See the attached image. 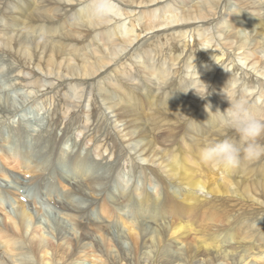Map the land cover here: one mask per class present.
<instances>
[{
    "label": "bare ground",
    "instance_id": "bare-ground-1",
    "mask_svg": "<svg viewBox=\"0 0 264 264\" xmlns=\"http://www.w3.org/2000/svg\"><path fill=\"white\" fill-rule=\"evenodd\" d=\"M88 3L0 0L3 77L16 72L18 85L35 93L47 87L44 77L50 78L46 90H61L67 98L59 104L56 93L47 99L60 112L52 122L56 133L49 128L34 137L27 126L26 131L13 124L0 128V160L35 174L32 180L18 177L11 186L0 165V264H264V158L226 170L204 163L200 155L209 143L239 140L219 124L217 111L224 113L230 102L242 99L264 117V81L254 76L264 78V0H114L116 9L104 21L86 12ZM160 28L167 30L154 32ZM190 39L193 47L187 50ZM196 45L203 48L200 61ZM235 60L246 65L247 76L239 75L245 71L239 65L231 73ZM191 62L204 76L197 83L188 78ZM8 82L0 84V126L19 110L7 85L17 87ZM247 88L258 91L249 99ZM75 97L80 101L72 110ZM69 111L71 122L64 123ZM84 118L102 134L80 139L93 142L95 160L86 145L79 150L67 145L72 122ZM124 152L134 161L128 170L121 167ZM49 168L60 177L57 184L46 177L39 185L46 207L37 209L41 199H32L34 206L21 202L36 195ZM133 171L146 178L138 181ZM89 193L104 200L109 195L111 202L102 208L103 202L88 200ZM28 206L43 213L36 216ZM56 206L61 212L52 225L44 212L57 211ZM42 225L58 242L53 247ZM126 230L140 236L137 254L125 246Z\"/></svg>",
    "mask_w": 264,
    "mask_h": 264
},
{
    "label": "rangeland",
    "instance_id": "rangeland-1",
    "mask_svg": "<svg viewBox=\"0 0 264 264\" xmlns=\"http://www.w3.org/2000/svg\"><path fill=\"white\" fill-rule=\"evenodd\" d=\"M18 1V0H17ZM170 2V1H169ZM14 6V4L11 6V8H12V13H16V15H18V11H19V9L17 8V7H13ZM235 6H237V5H235ZM155 7V6H154ZM17 8V9H16ZM242 10V9H241ZM10 12V11H9ZM247 13H250L249 11H247ZM250 14H252V13H250ZM168 15H169V13H168ZM168 15H167V17H168ZM45 16H47V15H45ZM14 17V16H13ZM123 18H124V16H122ZM127 21H130L129 19L127 20ZM1 27H2V25H0ZM4 26H7V24H5V25H3V27ZM211 26V24H209L208 26H204V28L205 29H207V28H209ZM164 30H167V28H160V31L157 29L156 31H154L155 33H160V32H162V31H164ZM251 31V29H249V32ZM152 33V32H151ZM150 33V34H151ZM197 36V34L195 35V37ZM163 39V38H162ZM161 39V40H162ZM197 39H198V37H197ZM192 41L193 40H191L190 39V47H188L187 48V50L188 49H191L192 47H193V43H192ZM182 42H184V40L182 39ZM180 43L181 45L183 44L184 45V43ZM203 45H205V46H208L205 42H203L202 43ZM194 49H195V57H197L198 58V61H200V56H199V54L200 53H203L202 52V47L201 46H199V45H196L195 47H194ZM192 50V49H191ZM205 51V50H204ZM185 54L186 53H184V55H182L181 57H183V56H185ZM197 55V56H196ZM262 56H259V58H261ZM183 59V58H182ZM236 59V58H235ZM264 59V58H263ZM5 59L1 56V54H0V62H2V61H4ZM6 60H8L7 61V63H10V62H13L10 58H7ZM237 60V59H236ZM235 60V61H236ZM258 60L255 58V60H254V62H257ZM14 63V62H13ZM13 65H15V64H13ZM191 65H192V62H191V64L189 65V67H190V69H189V71H191V72H189V74H188V78H192L193 80H195V82L197 83L199 80H202L203 79V75H199V74H196L195 72H194V69H196V67L195 66H193V67H191ZM232 66H229L231 69H230V71L232 70V68L233 67H235V66H238V67H241V68H243L245 71H243V70H241L240 69V71H239V75H240V73L242 74V76L243 75H245V76H247L246 74H245V72H246V70L248 71V69H246V65L244 66V64L243 63H241V61H236V64H231ZM258 65V64H257ZM180 66V65H179ZM244 66V67H243ZM10 67V66H9ZM11 68V67H10ZM178 68V66L176 65L175 67H174V69H177ZM218 69V68H217ZM10 72L9 73H11L10 75H11V78L8 76V77H6V76H4L3 77V74L0 72V79H2L1 80V82H0V84L1 85H3L5 82H7V81H9L8 83H10V82H14L15 83V85L13 84V86H16L17 88H14V87H12V84L10 83V85H7V86H9V87H7L8 88V90L11 92L10 93V100H11V102H13V103H15L16 105L18 104V108H19V110L18 111H14L13 112V116L11 115V116H8V121H5L1 126H0V128H6V127H9V126H11V124H13V128H14V125H15V127L16 128H20L22 131H26V126H27V128H28V131L30 132V134L31 135H33L34 137L36 136V134H39L40 132H46V131H48L47 129H49V130H52V132H54V133H56L59 129H55V126L52 128V126H53V123L52 122H54V121H57V120H59V113H55L54 111H56V108H55V106L53 105V104H51L50 102L48 103V97H51V96H53V95H55V93H56V104H59V100L61 99V97H64V99L66 100L67 98H66V96L63 94V92H61V90H55L54 88L53 89H49V90H46L47 89V87H51V83H53V82H51V79L50 78H45L44 76H42V77H44V79H45V82H44V84H45V86H47V87H42L41 89H40V91H38L37 90V93H35L36 92V90L34 91H32L31 92V90H32V87L30 86H28V87H26V88H22L21 87V85L19 86L18 85V83H20L21 82V80H17V76H18V74H17V76H15V74H16V72H14V74L12 75V72H11V70H9ZM193 71V72H192ZM8 72V71H7ZM231 73H233V70L231 71ZM30 73H23L22 74V78H25V77H27V78H30V75H29ZM234 74V73H233ZM42 75V74H41ZM254 76L255 77H257V78H259L260 80H262V81H264V78L262 77V78H260L259 76H257L256 74H254ZM20 77V78H21ZM240 77V76H239ZM210 78H211V80L214 78V75L213 76H210ZM48 80V81H47ZM20 81V82H19ZM261 82H259V87H261ZM198 85V84H197ZM58 87V86H57ZM12 88V89H11ZM11 89V90H10ZM31 89V90H30ZM194 90H196L195 88H194ZM52 91V92H51ZM247 94H248V96H250L249 97V99L250 98H252V95L254 96L255 94H253L254 92H256L257 93V91H258V89L257 90H252V89H249V88H247ZM26 92V93H25ZM28 92H29V94H28ZM42 92H44V94L42 93ZM47 92H48V94H47ZM25 94V95H24ZM26 94H28V95H26ZM252 94V95H251ZM22 95V96H21ZM24 95V96H23ZM15 96V97H14ZM36 97V98H35ZM43 98V99H42ZM27 99V100H26ZM36 100V102L37 103H39L38 104V108H37V103L35 102V100ZM57 99H58V101H57ZM75 99V100H74ZM72 101V104H70L69 103V108L71 107V109L73 110V107H74V104H75V102H79L80 100H79V98H74ZM30 100V101H29ZM34 100V101H33ZM79 100V101H78ZM32 101V102H31ZM46 101V102H45ZM20 102H22V103H20ZM24 102V103H23ZM71 102V101H70ZM99 102H100V105L102 104L101 103V99L99 100ZM42 103V104H41ZM49 104V105H47V107H45L44 108V105H46V104ZM74 103V104H73ZM87 103H89V102H87ZM30 104H32V105H30ZM61 104V103H60ZM51 105H53V107H51ZM50 106V107H49ZM57 106V105H56ZM64 106H65V104H64ZM22 107H24V108H22ZM60 107H62V105H60ZM65 107H68V104L65 106ZM65 107H62V108H64V109H67V108H65ZM17 108V109H18ZM36 109L37 110V112H35V111H32L33 109ZM39 108H41V109H39ZM47 108H49V109H47ZM103 108H105V107H103ZM16 109V110H17ZM21 109H23V110H21ZM44 110V111H43ZM74 110H76V112L77 111H79L80 113H82V110L79 108H74ZM81 110V111H80ZM106 110V109H105ZM50 111V112H49ZM29 112H32L31 114H27V113H29ZM43 115V116H41V114ZM70 112L71 111H69L68 112V114L66 115V120H64V123H66V122H68V123H70L69 122V118L67 117V116H69V114H70ZM108 113L107 114H110V112L109 111H107ZM49 114V115H48ZM52 114V115H51ZM55 116H54V115ZM40 115V116H39ZM54 116V117H53ZM82 117H84L83 116V114L81 115ZM39 117H41V118H39ZM53 117V118H52ZM29 118V119H28ZM37 118H39V119H37ZM41 119V120H40ZM45 119V120H44ZM50 119V120H49ZM53 119V120H52ZM68 119V120H67ZM96 119V118H95ZM80 120V122L78 123L77 121H74V122H72V123H74V124H71V128L68 130V132L69 131H72L73 133H71L70 134V138H71V140H72V142H68L67 143V145H69L70 147H72V146H75V149H77V150H79V149H82V147H84L85 145V149H84V151H86V152H91L92 153V155H89V157L90 158H92V160H93V158H94V160L96 159V154L94 153V151H93V146L92 145H94L93 144V142H88V143H90V144H85V143H83L81 140H82V137L83 136H86L87 137V135L88 136H93L94 134V136L98 139L102 134H100L99 132H96V129L97 130H99L100 129V127H99V125L97 126V128H95V125H96V123L94 124V125H92V121H88V125L86 124V119L84 118V120L83 119H79ZM4 121V120H3ZM99 122V121H98ZM104 121H102V123H103ZM78 123V124H77ZM101 123V124H102ZM5 124H9V126H4ZM77 125V126H76ZM78 125H79V127H78ZM111 125V124H110ZM76 126V127H75ZM65 127V124L60 128L61 129V131H62V129ZM75 127V128H74ZM84 127H86V128H84ZM94 129H93V128ZM78 129V132L80 133H78V132H74L75 131V129ZM85 129V130H84ZM2 130V129H1ZM83 131H88V132H82ZM92 131V132H91ZM85 133V134H84ZM91 133V134H90ZM61 134L59 133V136H60ZM98 135V136H97ZM9 136H11V135H9ZM84 138V137H83ZM81 139V140H80ZM114 139V138H113ZM112 139V140H113ZM115 140V139H114ZM20 145V143H18V146ZM48 145V144H47ZM47 145H46V147H47ZM92 146V147H91ZM45 147V148H46ZM44 148V149H45ZM43 149V150H44ZM77 150L76 151H74L73 152V154H72V157L73 156H75V157H77L76 156V154L75 153H77ZM69 151H71V150H69ZM81 151V150H80ZM135 153V152H134ZM50 154V153H49ZM126 154V152H124L121 156L123 157V159L121 160V167L123 166V167H125V169L126 170H128V166L129 167H131L132 168V166H134V161H133V159H127L128 160V162H127V160H126V156L127 155H125ZM132 155V154H131ZM131 155H129V156H131ZM105 157H107L108 159L110 158V157H108V153H106L105 154ZM132 158H134L135 159V161L137 162V163H139V164H144V165H147V163L146 162H144V161H140V160H138V159H136L135 157H136V155L134 154V155H132L131 156ZM97 161H99V160H101V158L100 157H97ZM104 161V160H103ZM109 161L110 162H112V164L114 163V158L113 157H111L110 159H109ZM104 163H106V161H104ZM133 164V165H132ZM0 165L2 166V167H5L6 169H4L5 171H8L7 172V174H6V177H8L9 179H7L6 181H7V183L8 184H10L11 186L12 185H14L15 183H16V181H17V178L18 177H22V176H24L25 175V173L26 172H24V170L22 169V168H19L18 166H13L12 165V163H9V164H6L4 161H1L0 160ZM128 165V166H127ZM107 167V165H105V166H103L102 167V171H101V173H103V170H104V168H106ZM121 167H119V168H121ZM139 171H141V169H139ZM66 169H65V171H64V173H65V175H66ZM133 173L136 175V177H137V180L138 181H140V179L142 180H144V178H146V176H144V174H142V173H140V172H134L133 171ZM36 176H38V175H36ZM109 178L108 179H106L107 180V183L105 184V185H108L109 186V191H110V189H111V187H112V184L111 183H108V182H111L113 179H114V177L112 176V175H110V176H108ZM152 180L155 182H157V180L154 178V177H152ZM0 182L3 184V182L0 180ZM10 182V183H9ZM40 183V182H39ZM110 184V185H109ZM99 189H102V188H105L104 186L101 188V187H98ZM148 188V190L150 191V192H152V189H151V187H147ZM35 191H34V194L36 193V195H32L31 196V198L32 199H41V200H44L45 202H38L37 203V209H40V208H45L46 207V198L45 197H47V194L46 195H43V194H41L40 192L41 191H43L44 193H45V191L44 190H42V188L40 187V186H38V189L35 187ZM112 190V189H111ZM106 193L108 194V192L106 191ZM105 195V193L104 194H102V196H104ZM39 196V197H38ZM90 197V198H89ZM109 195H108V197L106 196V199L104 200V199H101V198H99L98 196H96V195H91L90 193H89V195H88V200H90V202L92 203V201H93V203H104L103 204V207L102 208H106L107 207V205H106V203H110L111 202V199H109ZM92 200V201H91ZM106 202V203H105ZM26 204V203H25ZM41 204V205H40ZM33 205V204H32ZM34 206V205H33ZM52 206H54L53 204H52ZM30 207V208H29ZM32 206H28L26 209H28L29 211H32ZM56 208H58L57 209V211H52V210H50V208L49 209H47L46 210V212H44V214L45 215H48V218L50 219V222H51V224L53 225L55 222H57V220H58V217H59V215L56 213V212H61V207L60 206H56ZM55 208V209H56ZM34 210V209H33ZM50 210V211H49ZM33 212V214L34 215H41L40 213L42 212V211H32ZM43 213V212H42ZM57 214V215H56ZM86 217V216H85ZM97 218L99 219L100 217L98 216V217H96V220H97ZM39 219H41V218H39ZM42 220V219H41ZM54 220V221H53ZM101 220H103V219H101ZM105 222H108L109 223V221H108V219H105L104 220ZM42 222H43V220H42ZM47 227V226H46ZM44 225H42V232H43V234H44V236H46L47 237V239H49L48 240V245L49 246H51V247H53L54 245H55V243H58V242H56L55 241V239H53V237L54 236H52L51 234H49V232H47V228H46ZM49 231V230H48ZM124 234L127 236V238H128V240H127V243L125 244V246H126V248H129V249H131V251H133L135 254H137L138 252H139V249H138V245L140 244V242H141V240H140V236H138V237H136V236H134V234H131L129 231H125L124 232ZM100 238V237H99ZM98 238V239H99ZM51 239V240H50ZM54 240V241H53ZM138 250V251H137ZM137 252V253H136Z\"/></svg>",
    "mask_w": 264,
    "mask_h": 264
},
{
    "label": "clouds",
    "instance_id": "clouds-1",
    "mask_svg": "<svg viewBox=\"0 0 264 264\" xmlns=\"http://www.w3.org/2000/svg\"><path fill=\"white\" fill-rule=\"evenodd\" d=\"M114 0H89L86 12L95 20L104 21L114 13ZM220 113L219 124L234 130L239 140L224 138L209 143L201 150V160L213 168L234 170L243 161H258L264 158V117L258 116L242 99L230 102V107ZM216 112V113H217Z\"/></svg>",
    "mask_w": 264,
    "mask_h": 264
}]
</instances>
